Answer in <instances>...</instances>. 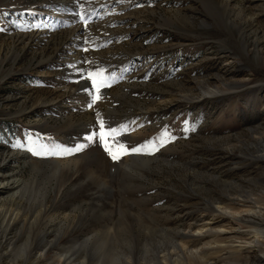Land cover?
I'll return each mask as SVG.
<instances>
[{
  "label": "rangeland",
  "instance_id": "1",
  "mask_svg": "<svg viewBox=\"0 0 264 264\" xmlns=\"http://www.w3.org/2000/svg\"><path fill=\"white\" fill-rule=\"evenodd\" d=\"M54 2L60 0H0V157L4 152V157L9 156L10 150L24 151L21 161L40 165L32 173L28 163L15 167L5 162L0 175L26 183L22 197L29 199L31 194L32 201H40L43 192L48 196L49 190L50 230L67 220L63 215L68 214V222L75 215L76 231L67 238L66 247L101 233L84 248L80 245L79 260L86 255L89 264H109L103 257L111 253V242L123 243L126 238L134 244L139 237L134 230L137 224L158 230L153 242L167 240L161 230L176 226L181 230L190 203L191 190L185 180L191 160L198 162L199 172L201 166L215 167L225 179L256 180L262 175L263 168L244 155L251 152L235 148L220 155L221 142L214 138L237 134V141L245 143L248 126L264 121V69L242 54L223 25L226 13L243 34L254 24L264 29L263 0H67L62 7ZM82 12L90 14V22L75 38L68 34L64 18L75 17L79 23ZM252 13L258 14L257 23L250 19ZM40 31L43 34L31 44L20 40L22 34ZM77 43L79 58H74V52L66 51ZM97 69H104V77L109 78L98 92L85 79ZM211 74L209 84L246 74L252 82L221 97L185 100L172 95L181 90L199 96L195 80ZM216 74L224 78L219 80ZM94 96L99 99L92 104ZM99 119L120 129L116 139L129 148L152 141L156 149L124 155L120 160L128 156L147 160L135 159L126 170L119 168L98 137L87 140L99 131ZM162 135L167 142L161 147ZM37 145L49 151L84 147L72 154L38 156L28 151ZM50 159H67L75 165L59 173ZM250 183L242 184L255 188L254 181ZM10 193L0 187V199L6 202L0 204L2 212L11 207L6 200ZM42 216L48 219V213ZM20 225L13 226L8 237L19 234ZM110 228L114 236L105 238L102 232ZM22 242L17 241L14 248ZM117 248L118 260L124 261L125 251ZM136 251L132 255L142 263V255L149 262L155 255ZM3 255L0 260L5 262Z\"/></svg>",
  "mask_w": 264,
  "mask_h": 264
},
{
  "label": "bare ground",
  "instance_id": "2",
  "mask_svg": "<svg viewBox=\"0 0 264 264\" xmlns=\"http://www.w3.org/2000/svg\"><path fill=\"white\" fill-rule=\"evenodd\" d=\"M66 1L60 0L59 3L54 2V5L62 7V5L66 4ZM245 2L250 3L251 0H245ZM219 13L222 14V10ZM224 15L226 16L223 25L227 27V30H230L229 33L236 39L242 54L245 53L246 57H249L250 62L252 61V64L264 69V29L254 24V27L252 26L247 33L245 32L243 34L237 27V21L235 22L232 18H229L226 13ZM250 16H252L250 18L252 22L257 23L256 19L258 14L254 13ZM64 20V25H69L67 29L68 34L75 38H80L79 33L83 29L84 24L82 25L81 21L76 23L75 17L74 19L65 17ZM215 22L217 24V21ZM42 34L43 32L41 31L36 34H22L20 35V40L24 42L25 39L26 44H31L37 36ZM79 45V43L73 45L70 51L68 50L66 52H74V58L78 57L79 49L76 48ZM224 48L226 49V47ZM235 59L241 62L239 56ZM247 69L249 72H252L251 68L247 67ZM214 76L219 80L224 78L221 74ZM212 78V74L204 76L201 80L196 78L197 80L195 82L199 84L198 87L201 89V92L198 94L201 93V96L192 97L194 95H185L180 92L181 90L172 95L175 97L178 95L179 99L185 100L199 99L203 95H219L221 97V94L224 96V93L227 92H237L252 82L248 74L242 78L240 77L238 80L213 81V84H209L208 81ZM244 132L246 135L244 139L245 143L243 141L241 143L237 141V134L225 138L219 137L220 139H217V137L216 139L214 138V141L221 142L220 152L218 153H221L220 155L227 154L235 148L241 149L243 153L251 152L249 155H244L250 156L254 159L255 163H258L260 168H263L262 175L258 179H225V175L216 170L215 167L205 169L204 166H201L203 170L199 172L195 169L198 162L196 160L189 161L187 166L190 168L188 169L185 181H187L186 185L191 190L189 192L191 194L187 198V201L189 200L190 203L186 206V218L182 229L180 230V226H176L172 230H161L163 237L167 240L165 241L159 238L153 242L155 232L158 230H155V228H147L148 226L146 224L144 225L147 227L137 224V227H134L135 232L139 235L138 238L136 236V242L132 244L126 238L123 239V243L112 241L111 253L104 254L103 259L109 264H264V121L261 120L256 125L248 126V129ZM237 143L240 145L238 146ZM4 154L6 153L4 152ZM4 154L0 157V167L5 162H11L15 167L20 166L22 162L24 165L27 163L31 165L32 173L36 172V170L38 171L39 164H32L28 161L20 160V155L21 158L25 156L24 151L10 150V155L7 157H4ZM135 159L147 160L146 157L128 156L116 162V165L119 164V168L126 170L130 166L129 162H133ZM48 162L53 165V170L59 173L64 171V169H69L68 167L65 168L66 166L75 165V163H71V160L67 159H50ZM209 164L211 163L209 162ZM1 177L0 187H4L6 192H11L6 197L8 205L11 207H7L3 212V209H0L2 213L0 217V248H2L0 249V253L1 255H7L8 258L11 257L8 259L3 255L5 262L0 260V264H89L86 255L83 260H79L82 256L81 252L83 251L80 250V245L81 248H84L91 239L95 237L99 238L101 233L87 236L77 245L73 244V246L66 247L65 242L67 238L71 237L76 231V223H74L75 215H71L69 222L68 220L70 218L68 214L63 215L62 219L67 220L64 222L61 220V223L59 222L53 231L50 230L53 220L49 215L52 208L51 203H48V198L51 197L49 190L48 196H45L46 194L43 192L40 201H34L37 199L32 201L31 194L29 195V199L22 197L25 192L24 188L26 183L24 184L23 181L17 179V177H11V175ZM59 178H61V174ZM253 181L255 184V188L253 189L251 187L247 188V186L242 184L246 182L248 185ZM60 190V188L57 190V195L60 193ZM4 203L6 202H2L0 199V204L3 205ZM42 213L44 215L48 213L47 220H42ZM17 224H21V232L8 237L12 233L13 226ZM127 232L128 230L125 233ZM102 233H105L104 236L107 238L113 234V231L110 228L105 229ZM168 233L170 235L169 237L167 235ZM50 235L53 238L48 240L47 237ZM13 237H15L14 241H12ZM22 239L23 242L21 245L14 248V244ZM124 243L126 245H123ZM119 246L121 248L120 250L126 253L123 254L125 256L123 257L124 261L118 260L120 254H118L117 247ZM107 249L105 250L107 251ZM133 249L137 251L142 250L145 253L152 251L155 255L153 254L154 256L151 257L150 262L146 261L145 257L143 259L142 255V260H144L142 263L136 254L132 255ZM1 255L0 258H2ZM13 256L15 257L12 259ZM100 256L98 257L100 258ZM77 259L78 262L76 261Z\"/></svg>",
  "mask_w": 264,
  "mask_h": 264
},
{
  "label": "snow or ice",
  "instance_id": "3",
  "mask_svg": "<svg viewBox=\"0 0 264 264\" xmlns=\"http://www.w3.org/2000/svg\"><path fill=\"white\" fill-rule=\"evenodd\" d=\"M87 2V0H85ZM80 20L83 22L85 27L89 25L90 22V14H84L83 12L79 14ZM84 51H88V48H84ZM104 69H97L95 72H90L87 74L85 79L91 80L93 88L98 92L99 88L104 86L105 82L107 81V77H104ZM114 79V77H112ZM99 99V96H94L92 100V104H95L96 101ZM89 105V107L92 106ZM99 116V114H97ZM99 124V131L92 133L87 137L89 142H92L94 137H98L101 145L104 148V151L109 155V157L114 161H119L124 155H128L130 153H142L146 150L156 149V144L152 141H146L144 144H141L136 147L129 148L124 143H121L119 140L116 139L117 136L120 135V129L112 128L110 126H106L103 119L98 120ZM121 128H125V126H121ZM159 146H163L167 142L166 135H162L158 138ZM84 145H77L75 148L68 149H58L56 151H49L44 148L42 145H37L33 148H29L28 151H31L34 155H65V154H72L73 152L81 151ZM150 154V153H149Z\"/></svg>",
  "mask_w": 264,
  "mask_h": 264
}]
</instances>
